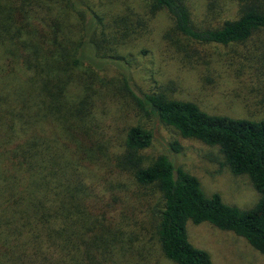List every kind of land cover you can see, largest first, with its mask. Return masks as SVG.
Returning a JSON list of instances; mask_svg holds the SVG:
<instances>
[{
	"label": "trees",
	"instance_id": "16d2710c",
	"mask_svg": "<svg viewBox=\"0 0 264 264\" xmlns=\"http://www.w3.org/2000/svg\"><path fill=\"white\" fill-rule=\"evenodd\" d=\"M232 2L235 16L218 18L230 4L212 0L206 16L217 21L208 26L195 23L189 0H148L152 12L168 14L174 34L220 46L264 32V0ZM100 20L86 0H0V264H121L125 233L93 200V181L82 169L91 158L86 125L96 93L95 81L80 73L82 58L86 50L106 58L101 51L120 30L107 33ZM135 102L182 138L218 148L231 173L247 177L259 195L244 210L205 194L168 157L147 164L141 152L154 133L129 128L121 162L137 187L158 195L154 230L163 256L174 264H212L189 242L188 222L232 232L264 255V118L212 115L161 93ZM66 133L77 141L68 143Z\"/></svg>",
	"mask_w": 264,
	"mask_h": 264
},
{
	"label": "rangeland",
	"instance_id": "374dc122",
	"mask_svg": "<svg viewBox=\"0 0 264 264\" xmlns=\"http://www.w3.org/2000/svg\"><path fill=\"white\" fill-rule=\"evenodd\" d=\"M228 1L230 8L218 18L235 16L234 4ZM86 2L107 33L120 30L111 36L113 44L101 51L106 58L95 57L91 50L82 58L80 73L95 81L96 93L86 125L91 158L81 167L93 181V200L114 214L115 228L125 233L121 264H174L163 256L155 235L158 195L137 187L121 162L129 128L153 131L151 145L141 152L147 164L168 157L175 167L196 177L205 194L217 193L224 203L244 210L252 208L259 195L247 177L231 173L218 148L182 138L139 109L135 97L161 93L193 102L212 115L264 118V32L240 44H198L174 34L168 14L152 12L148 0ZM210 2L189 0L195 23L216 25L217 20L206 16ZM125 26L128 30L122 34ZM74 98L73 91L70 99ZM62 137L70 144L77 141L67 133ZM172 144L180 147L178 152ZM186 231L189 242L206 251L212 264H264V255L232 232L190 222Z\"/></svg>",
	"mask_w": 264,
	"mask_h": 264
}]
</instances>
